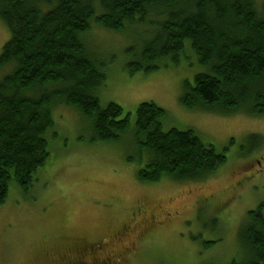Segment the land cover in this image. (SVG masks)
<instances>
[{"label":"rangeland","instance_id":"obj_1","mask_svg":"<svg viewBox=\"0 0 264 264\" xmlns=\"http://www.w3.org/2000/svg\"><path fill=\"white\" fill-rule=\"evenodd\" d=\"M260 7L264 0H257ZM149 37L141 26L114 32L92 22L86 46L106 74L98 98L130 114L152 102L167 116L163 129H193L204 144L225 153L226 163L199 182L142 183L132 136L103 142L92 122L75 108L54 111L49 158L27 190L10 185L0 205V264H59L81 260L91 244L113 264H228L246 259L240 236L247 214L264 203V118L182 104L187 85L205 69L187 42L177 61L163 60L149 73L132 72ZM10 31L0 20V55ZM258 137L259 145L248 139ZM255 146V147H254ZM208 242L213 246L206 248Z\"/></svg>","mask_w":264,"mask_h":264},{"label":"trees","instance_id":"obj_2","mask_svg":"<svg viewBox=\"0 0 264 264\" xmlns=\"http://www.w3.org/2000/svg\"><path fill=\"white\" fill-rule=\"evenodd\" d=\"M0 20L10 31L0 55V205L12 183L27 190L45 165L62 106L88 118L99 141L131 135L137 156L128 160L142 164V183L204 181L226 163L193 129L165 131L167 112L155 103L139 105L133 129L121 106L101 105L106 74L86 46L93 21L120 33L144 27L142 48L128 52L138 57L132 72L177 61L188 42L205 70L186 83V108L264 118V6L257 0H0ZM248 140L259 145L254 135ZM240 236L246 259L228 264H264V203L248 212Z\"/></svg>","mask_w":264,"mask_h":264},{"label":"flooded vegetation","instance_id":"obj_3","mask_svg":"<svg viewBox=\"0 0 264 264\" xmlns=\"http://www.w3.org/2000/svg\"><path fill=\"white\" fill-rule=\"evenodd\" d=\"M104 247L100 244L94 245L91 244L88 246L85 251H83V258L81 260L74 259V249L73 252L69 253L71 256L69 259L62 257L59 264H113L112 260L101 257Z\"/></svg>","mask_w":264,"mask_h":264}]
</instances>
